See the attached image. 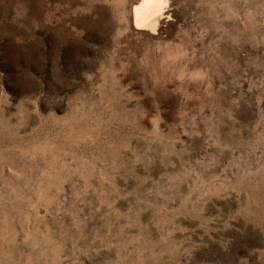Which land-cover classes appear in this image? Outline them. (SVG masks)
I'll return each instance as SVG.
<instances>
[{"label": "rangeland", "instance_id": "obj_1", "mask_svg": "<svg viewBox=\"0 0 264 264\" xmlns=\"http://www.w3.org/2000/svg\"><path fill=\"white\" fill-rule=\"evenodd\" d=\"M134 5L0 0V264H264V0Z\"/></svg>", "mask_w": 264, "mask_h": 264}, {"label": "bare ground", "instance_id": "obj_2", "mask_svg": "<svg viewBox=\"0 0 264 264\" xmlns=\"http://www.w3.org/2000/svg\"><path fill=\"white\" fill-rule=\"evenodd\" d=\"M169 1L136 0V5L132 8L134 26L154 31L157 26L167 22L170 16Z\"/></svg>", "mask_w": 264, "mask_h": 264}]
</instances>
